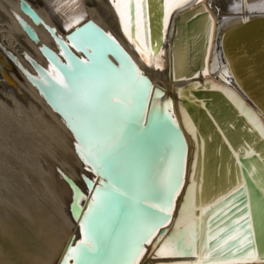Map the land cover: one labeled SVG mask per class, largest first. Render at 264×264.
<instances>
[{"label": "bare ground", "instance_id": "6f19581e", "mask_svg": "<svg viewBox=\"0 0 264 264\" xmlns=\"http://www.w3.org/2000/svg\"><path fill=\"white\" fill-rule=\"evenodd\" d=\"M21 1L22 0H0V12L9 20L3 31L6 32L12 40H15V38H17V41L20 40L19 43L23 39L22 42L24 45H22V43L21 45L24 47L26 46V49L23 48L22 51H26V56L34 62V65L37 64L43 68L45 62H47L51 66L50 61L53 59L59 61V64H67L69 62L63 55H61V45L57 43L51 35L49 29H54L55 35L62 38V40L66 39L68 43L63 40L64 44L69 46L68 48L70 51L78 59L81 61L88 60L89 58L83 51L70 47L72 42L69 40V36L77 26L90 22L100 28L107 37H111L112 40L115 41V44L119 45L124 52L131 57L132 61L138 67L139 72L143 73V75H145L150 81L153 90L157 89V93H160V95H157L156 93L153 99L151 115L152 121L155 124H166L167 122L162 121L166 120V116H163V118L160 117L161 114L163 115L162 111L166 110L168 113H172L174 118L177 120L179 129L181 133H183L185 139L187 140V137L191 138L193 142L192 163L189 169L188 165L186 166V173L182 178L183 186L179 189V195H177L174 199L175 207L172 211V220L166 226L159 229V231L152 237L151 243L144 244V252L143 255L139 257V264H197L199 258L196 256H159L157 254L164 242L167 241L171 235H173L177 220L180 218L179 214L186 211L188 190H194L193 204L195 205V208L193 209L192 219L194 221H198L195 224V227L197 228L198 233H200V229H203V233L200 234H205L209 230V223H207V219L215 216L216 213L222 212L223 214L229 210L230 205L233 203L232 200H227V204H225L222 200L229 195V190L234 192L235 186H237L240 182H243V180L241 178V181L239 182L235 175L233 181L230 182L229 165L225 164L223 176L216 185L214 178L217 176V171L212 176L209 171L211 180L208 178L209 181L207 182V187L204 193L205 197H202L203 199L198 200V203H196V190L201 191V171L203 166V158H201L198 167V150H200L201 155L203 154L202 156L204 157L206 143L202 137L200 145H198V128L191 115H188L186 112L181 100L188 97V100L184 102L187 104V107H192L193 111L196 110L204 113V116L201 117L205 119L204 125L206 124V128H208V121H210V119L207 112L201 110V108L204 107L203 102H196L194 98L189 96L190 92H185L184 87L189 83H193L187 88L190 89L191 93H194L191 89H196L198 87L209 88L222 92L224 94L223 97H225L227 102L232 103L238 114L244 116L248 127L260 133V128H264V71H262L264 66L258 68L256 66L261 65L258 64L259 58L257 56L259 54V49L264 50V36L260 40L258 37L255 44L248 45L246 43L247 41L244 40L245 37L243 36L247 35L248 31H251L254 27L244 28L241 30V33L237 31H239L238 28L240 23L252 18L264 16V0H187V2L174 0L171 6V11L167 0H163V20L167 19L168 24L166 30L163 26L164 41L158 49V52L161 53L158 55L153 53V49L151 48L149 42L146 46H141L143 55L141 54V51L137 50L139 42L134 44L125 33L120 14L117 12L115 7V0H24L40 17L41 23L38 24L35 23L28 15L22 13L20 9ZM85 1L88 3L87 11L84 6L86 5ZM203 11L206 12V16L201 19L195 32L190 35L191 40H189V43H187L188 41H186L185 37H183L180 33V30L176 31L174 40L175 31L173 22L176 16L187 12L188 14L182 18L183 21H186L190 17ZM238 12L243 13L240 16H236L238 15ZM20 19L24 20V22L36 32L39 38V43L31 41L22 30L19 23ZM77 20H79V23H76ZM170 21L172 22L171 25ZM209 23L213 26L211 44H209L208 39ZM69 25L71 27H68ZM74 25L76 26L75 28H73ZM53 39L58 47H55V49L58 50L54 49ZM97 40L99 41V38H97ZM219 43L223 48L224 55L222 54V48H220L221 50L218 48ZM259 43L261 46L257 45ZM21 45H19L20 48H22ZM249 47L252 48L251 51H249ZM2 48L8 58H10L9 55L13 56V54L9 52L11 48L10 50L8 46H2ZM44 48L54 54V57H50L42 51ZM108 51L114 52L120 62L123 60L120 53L113 47H110ZM198 52H200L199 55L197 54ZM241 55L246 58L239 59V56ZM111 58L118 62L115 57L112 56ZM149 61L151 63H149ZM157 64H159V67H157ZM263 64L264 61L262 65ZM125 65L127 66L126 61ZM252 65H254L255 68ZM114 68L118 69L116 67ZM24 69L25 70H20L26 73L27 70L25 67ZM33 69V72L37 73L39 82L44 86H48L44 82L45 75L43 76L35 66ZM43 69L47 73L49 72L45 68ZM205 72L207 75H205ZM13 80L15 82L13 84H18V89L22 95L20 97H23V101H29L30 103L28 102L29 106L26 104L28 107H25V104L23 102L20 103V100V102L17 101L14 96H7L8 100L11 101L9 105L0 102V151L5 150L8 153L13 152L21 161L27 163L26 165L32 167V172L41 175L49 172L50 168L48 166V159L53 160V170L56 176L53 183L58 184L63 189L64 204L62 212L67 224V229L61 240H53L48 234L45 242L47 248H44V253L41 255H36L26 250V248H22L20 244L21 247L16 249V252L13 251L14 256L11 257L9 252H5L3 244L0 242V264H57L69 237H72L73 245L82 239L80 222L76 221V219L73 218L72 213H70V205L76 194L74 193L73 188L57 172V169L59 168L63 174L72 179L74 184L79 187L81 184L78 185L79 181L77 180L74 168H76L78 172H83V170L88 169V167L85 165L80 153L77 151L76 144L78 143V140L72 129L69 127L68 122L63 115H61V113H59L57 109L49 103L48 99L42 93L38 85L35 83L38 89L36 90L33 83V85L30 86L28 83L21 84V81H18L20 83L19 84L15 79ZM202 84L204 85L201 86ZM246 86L249 87L246 88ZM19 94H17V96ZM211 94L219 93L213 92ZM161 95L164 97L160 98ZM165 99H168V101L162 103ZM237 100L239 103H237ZM169 102H171L170 107ZM196 106H199L200 108H196ZM245 109L247 111H245ZM249 111L255 116V121L249 120ZM225 122H227V120H225ZM257 123L259 127H257ZM214 128L217 130V127L214 126ZM206 135L208 136L206 139L208 140L209 145L211 144L209 139H211L213 131L208 130ZM262 137L264 138V136ZM160 144L161 143L159 142V145ZM240 148H242V146H239L235 152L230 147V153L237 156L241 150ZM243 150L246 156H249L254 152L253 146L246 147ZM15 151H19V153ZM172 153L173 151L170 154L171 156L166 159L167 162L164 167H162L164 170L161 174L168 168L172 159ZM62 154L69 160L68 163L65 161V157L61 158L63 156ZM150 156L151 154H149L147 148L145 155L146 162L150 168H154L156 170L161 157L159 159H153ZM1 164L2 163L0 162V165ZM70 165H72L73 168H69L68 166ZM87 171L84 170L85 174ZM89 172L91 173V171ZM92 173L91 176H94L95 185H100L101 177H98L95 172ZM196 173H198V177H196ZM89 175L90 174L88 173V176ZM85 176L87 177V175ZM91 176H89V178ZM79 188L84 196L87 197V193L84 188H81V186ZM40 197L41 196H39V198ZM217 198H220L221 203L215 205V212L211 215H208V213L200 210L201 205L207 206L210 202L215 201ZM34 199L35 196L29 197V200L33 201ZM0 200L2 199L0 198ZM89 200L90 199L86 198L84 201L83 199L78 201L80 206L85 204L83 212L88 207ZM33 204L35 205V203ZM21 208L22 211H24L25 207L22 203L20 204V210ZM197 208L200 211L199 217L195 216V210ZM53 210L54 209H52V211ZM29 213L27 212L26 214ZM27 217H29L30 221L31 217ZM242 217L243 216L240 215L235 221L241 220ZM162 230L167 231L166 235L163 236V239H160L156 244H154ZM217 230L218 229H216L213 233ZM8 231V224L0 219V241H4L1 240L3 239L2 234L7 233ZM225 259L239 260L243 258L237 256ZM225 259L217 257V261H220L221 264H223Z\"/></svg>", "mask_w": 264, "mask_h": 264}, {"label": "snow or ice", "instance_id": "6c2138e0", "mask_svg": "<svg viewBox=\"0 0 264 264\" xmlns=\"http://www.w3.org/2000/svg\"><path fill=\"white\" fill-rule=\"evenodd\" d=\"M149 2L150 0H115L124 31L134 44L139 42L137 50L142 55L141 46H146L153 37ZM167 2L171 11L174 0ZM152 11H155V6ZM156 19L159 20V17ZM167 24V19H164L165 30ZM212 27L209 23V44ZM51 31L55 32L54 29ZM69 40L72 42L70 47L87 52L89 59L80 61L71 56L69 46L58 39L61 55L69 62L60 65L54 59L50 61L51 70L46 75L59 87H54L46 79L44 82L48 84L50 98L77 136L76 148L85 165L101 179L100 186L93 187L94 182L90 183L87 177L84 178L94 195L80 223L82 239L68 248L62 264H69V261H74L75 264H139V257L144 252L143 245L151 243L159 229L171 222L174 199L183 186L185 142L180 139L176 144L171 162L162 174L150 168L145 158L152 122V117L145 122L150 82L126 54L127 66L124 60L119 69L108 63L105 55L111 45L107 40L112 38L106 37L94 25L83 30L77 29ZM152 43L153 53L161 54L158 52L159 42ZM112 44H115L114 40ZM42 51L54 57L47 49ZM170 105L171 102L169 107ZM168 116L178 135L179 125L172 113L169 112ZM249 120L255 121V116L250 111ZM260 134L264 136V128H260ZM241 158L242 152L234 156L238 165ZM249 172L255 174L251 168ZM245 187L240 182L235 186V192L239 193ZM73 191L76 193L73 204L75 210L78 207L76 202L87 197L75 186ZM193 194L194 190L189 189L186 211L179 214L175 231L160 247L157 253L159 256H197V264H221L217 261V256L223 254L225 257H235L239 254L243 259H225L223 264H264V257H258L255 249L250 219L245 218L242 224L237 220L232 229H228L225 224L218 227L215 233L211 231L212 224L209 223L207 233L200 234L203 229L198 233L195 227L198 221L192 219L195 208ZM229 195H233L232 190H229ZM223 202L227 204V200ZM220 203V198H217L207 206L201 205L200 210L211 215L215 212V205ZM73 214L77 213L74 211ZM163 235L166 234H162L161 239Z\"/></svg>", "mask_w": 264, "mask_h": 264}, {"label": "water", "instance_id": "95a60500", "mask_svg": "<svg viewBox=\"0 0 264 264\" xmlns=\"http://www.w3.org/2000/svg\"><path fill=\"white\" fill-rule=\"evenodd\" d=\"M163 5V0H150L149 2V12L152 13V19H153V37L152 41H158L159 42V47L163 43V17H164V12L162 9ZM153 6H155V11L153 12ZM20 9L22 13L28 15L35 23H41L40 17L35 13V11L24 1H21V6ZM30 10V11H29ZM34 13V15H33ZM243 12H238V15H242ZM188 14L186 13H181L180 15L176 16L173 25H174V40L176 36V31L180 30L181 34L183 37H185L187 43H189V40H191L190 35L193 34L198 27V23L201 21L203 17L206 16V12L203 11L201 13L196 14L195 16L190 17L186 21H183L182 18L185 17V15ZM190 16V15H189ZM159 17V20L156 18ZM260 21V22H259ZM262 21V22H261ZM83 22V21H82ZM20 26L22 30L26 33V35L31 39V41L35 43H39V38L36 32L24 22V20L20 19ZM253 23V24H252ZM81 24V23H80ZM172 22L170 21V25ZM250 24V25H249ZM252 24V25H251ZM79 25V24H78ZM89 25H94L91 24L90 22L84 23L80 26H73L75 30L71 33V35L75 34L77 32V29L83 30ZM95 26V25H94ZM247 27H254L251 31H248L247 35H244L243 37L246 43L248 45H253L255 42L259 39H261L264 36V16L261 17H256L249 19L245 22H242L239 24V28L237 32H242L244 28ZM96 29H98L101 33H104L100 28L95 26ZM52 29H49L51 35L54 37V39L57 41L58 39L60 40V37H57ZM70 35V36H71ZM69 36V37H70ZM106 36V35H105ZM257 36V37H256ZM107 37V36H106ZM162 37V38H161ZM259 37V38H258ZM258 38V39H257ZM221 39V38H220ZM264 39V38H263ZM152 41H149V44L151 48L153 49V43ZM107 43L111 45L114 49L117 50V52L120 53L121 57L123 58L124 61L127 62V59L125 58L124 54H126L127 58H130L132 64L135 65V63L132 61L131 57L124 52V50L118 45V48L116 47V44H112V40H107ZM115 45V46H114ZM191 45V44H190ZM257 45H260L257 44ZM261 46V45H260ZM257 47V46H256ZM219 50H221V44L219 43ZM45 49V48H44ZM159 49V48H158ZM122 50V52H121ZM252 48L249 47V51H251ZM69 53L71 56L77 58L68 48ZM85 55L89 58V55L87 52L83 51ZM200 52L197 54L199 55ZM222 54H223V48H222ZM224 55V54H223ZM115 57L118 62H116L113 58ZM259 58L258 64L261 67L264 66L262 65L264 61V50L259 49V54L257 56ZM246 58L245 56L241 55L239 56V59H244ZM78 59V58H77ZM105 59L108 61L109 64L116 68H120L121 62L120 60L115 56L114 52L112 51H107L105 55ZM80 60V59H78ZM81 61V60H80ZM244 61V60H242ZM241 62V61H239ZM63 65V64H60ZM38 71L44 76L46 80H48L54 87H59L58 85L55 84V82L51 79V77L47 76V72L38 66L37 64L34 65ZM254 68L255 66L252 65ZM136 69L138 67L135 65ZM139 70V69H138ZM264 71V69H262ZM258 74V72H257ZM262 74V73H259ZM145 76V75H144ZM146 77V76H145ZM148 80V79H147ZM149 81V80H148ZM36 85L41 89L42 93L45 95V97L48 99L49 103L53 105L55 109H57L56 104L54 103L53 99L50 98L49 94V88L48 86L42 85L40 82L34 80ZM150 82V81H149ZM193 83H189L186 85L185 92H190V95L192 98L195 99L196 102H203L204 107L201 108V110L206 111L210 121H208V128H206L205 119L202 118L204 116V113L201 111H193L192 107H187V104L184 103L187 98H184L181 100L183 106L185 107L186 112L188 115H191L193 118L194 123L196 124L198 128V136H197V141L198 145H200V141L203 137L206 143V149L204 153V157L201 155L200 150H198V167H199V162L200 159L203 158V166H202V184H201V191L196 190V203H198V200H202V197L204 196L206 187H207V182L211 180V176L217 173V176L214 178V181L217 185L219 182L220 178L223 176V170L225 167V164L229 165V181L232 182L233 178H235V175L238 179V181H241V178L243 180V184L246 186L243 191L236 193L235 191L233 192V195H227L222 201L224 200H232V204L230 205L229 210L226 212L227 215L225 216L224 213L219 212V215H215L209 219H207V223H211V231L214 232L218 227H222L225 224L227 225L228 229H232L233 226L236 223V219L242 215V219L239 220L240 223L242 224L244 219H250L252 222V239L254 241L255 249L257 251L258 257H264V203H262V197H264V138L261 136L258 131L253 130L248 127L247 123L245 122L244 116L238 114L235 106L232 103L227 102L225 99L224 94L218 90H212L209 88H202L198 87L196 89H187L190 85ZM48 85V84H47ZM202 84L201 86H203ZM150 93L148 95L147 101H146V106H145V122H148L149 117L152 115V104H153V99L155 94L158 92L157 89L153 90V87L150 83ZM252 86V85H251ZM249 86H246V88ZM189 90V91H188ZM219 93V94H211V93ZM164 96L161 95L160 98H163ZM165 101H168V99H165L162 101V103H165ZM193 101V102H195ZM199 106H196V108ZM200 108V107H199ZM59 113L62 114L61 111L57 109ZM163 115L161 114L160 117L163 118V116H166V120H162L167 122L166 124H155L153 121L151 122L149 126V131H150V136L149 140L147 141V148L149 151V154H151L150 157L153 159H159L160 157V162L157 164L156 171L157 172H162L164 169V165L166 164L168 157L171 156V152L174 151L176 144H178L179 140L182 139L184 143V153H183V177L186 173V166L188 165V169L190 168V165L192 163V156H193V142L191 138L187 137V140L185 139L183 133H181L180 129L178 128V135L175 130V125L171 123V118L168 116V111L163 110ZM197 114V115H196ZM202 116V117H201ZM63 117L66 119V117L63 115ZM201 117V118H200ZM204 119V120H202ZM227 120V122H225ZM67 121V120H66ZM176 123L177 120L175 119ZM217 127V130L216 128ZM72 129V128H71ZM208 130L213 131V135L211 136V139L209 141L211 144L208 145V140L206 137H208L206 134ZM73 131V130H72ZM74 132V131H73ZM75 134V133H74ZM223 134V135H222ZM76 136V134H75ZM77 138V136H76ZM151 138V139H150ZM223 140V141H222ZM158 141V143H157ZM159 142L161 143L159 145ZM250 143V145H249ZM188 144V147H187ZM77 145V144H76ZM231 145V148L236 152V149L239 146H243L240 148L241 150L239 151L238 155L243 154V158L240 159L239 165L237 164L236 160L234 159V155H232L231 149L229 147ZM252 147L253 146V153L249 156H246L244 154V150L246 147ZM209 153V155H208ZM228 161V162H226ZM226 162V163H225ZM242 165V167L240 166ZM253 169V173L249 172V169ZM210 171V173H209ZM57 172L63 177V179L73 188V186L76 187V189L80 192V188L74 184L72 179H70L68 176L63 174L60 169H57ZM99 177V176H98ZM182 177V178H183ZM196 177H198V173H196ZM85 176L83 177L84 180ZM209 178V180H208ZM88 181L94 182L93 187H99L100 185L97 184L95 185V180L92 181L87 177ZM183 180V179H182ZM97 181V180H96ZM85 183V180H84ZM86 184V183H85ZM89 187V184H86ZM76 194V193H75ZM90 195H94L93 191H90ZM84 201V199H83ZM91 201V198L89 200V203ZM180 202V201H179ZM78 203V201L76 202ZM88 203V205H89ZM73 204H74V199L70 205V211L72 213V216L76 221H79L80 223L83 221V213L88 211V207L85 209L83 212V206H80L78 204V207L74 210L73 209ZM74 211L77 213L74 215ZM199 209L197 208L195 210V216L199 217ZM249 213V214H247ZM209 215V214H208ZM207 215V216H208ZM170 220H172V215L170 217ZM219 222V223H217ZM166 230H162L159 233V236L157 237V240L155 241L154 244H156L160 239L162 234H166ZM164 236V235H163ZM146 244V243H145ZM70 246L73 245V240L72 237L70 236L65 248L60 256V258L57 261V264H62V260L64 256L67 253V250ZM144 248V245H143ZM215 255V253H214ZM239 256L237 254L235 257ZM197 257V256H196ZM217 257H222L223 259L225 258H230L232 256H227L225 257L223 254ZM199 258V257H198ZM69 264H74V262H70Z\"/></svg>", "mask_w": 264, "mask_h": 264}, {"label": "rangeland", "instance_id": "374dc122", "mask_svg": "<svg viewBox=\"0 0 264 264\" xmlns=\"http://www.w3.org/2000/svg\"><path fill=\"white\" fill-rule=\"evenodd\" d=\"M85 2H86L85 3L86 5L84 6L86 8L85 10L87 11L88 3L87 1ZM8 22L9 20L6 17H4L3 14H1L0 12V42H1V45H0V102H3L9 105L11 101L8 100L7 96H11V97L14 96V98L17 101L20 100L21 101V102L19 101L20 103L23 102L25 104V107H28L30 102L23 101L24 100L23 97H20L22 95H21L20 90L18 89V84L17 83L13 84L15 83L13 79L17 81V79L19 78L18 81H21L20 82L21 84L28 83L30 86L34 84L33 86L34 88H36V90L38 89H37V86L35 85L34 79L38 82L39 80H38L37 73L33 72L34 62H32V60H30V58L26 56L25 50H23L24 52L22 51V49L26 47V46L25 47L22 46L24 45V43L22 42L23 39L19 43L20 40L17 41V38H15V40H12L11 37H9L8 34L3 31ZM60 39L62 40V38ZM52 41L55 43L54 39ZM64 41H66V39ZM54 43H53L54 49L55 47L58 48L56 46L57 44L56 43L54 44ZM5 45L9 47V50L11 48L9 52L12 53L13 56L9 55L10 58H8L4 50H2L3 49L2 46L6 47ZM19 45H21L22 48H20ZM55 50H58V49H55ZM45 65L43 66V68L50 71L51 66L47 62H45ZM48 65L50 68L48 67ZM24 67L27 70L26 73L21 71V70H25ZM17 94L19 95L17 96ZM26 104H28V106H26ZM15 152L19 153V151H15ZM63 157L65 156L63 155L61 158ZM65 161L67 163L69 162L67 158ZM0 162L2 163L0 165V187H1L0 188V194H1L0 198L2 199L0 200L1 201L0 206H2L0 207V219L1 221L8 224V228H9V231L7 233L2 234L3 239L1 240H4V241H0V242L3 244L5 252H9V255L11 257L14 256L13 251L16 252V249H19L21 246L22 248H26V250L36 255L37 254L41 255L44 253L43 252L44 248L45 249L47 248L46 243H45L46 236L49 234L50 238H52L53 240L54 239L61 240L63 236L65 235V231L67 229L66 228L67 224L63 216V212H62L63 211L62 208L64 204L63 203L64 201L63 192H62L63 189L58 184L53 183L54 180L56 179V176L53 170L54 162L52 159H48V162H49L48 166L50 169L47 174H43V175L32 172L33 170L32 167L26 165L27 163L21 161L18 158V156L15 155L13 152L8 153L5 150L0 151ZM68 167L73 168L72 165ZM84 170L87 171L89 169H84ZM84 170L83 172L81 171L78 172L76 168H74V172L77 175V180L79 181L78 185L81 184L80 185L81 188H84L85 192L87 193V199H90L91 198L90 190L88 189L87 185L84 183L83 177L87 175V177L89 178V176H91L93 173L91 171L92 173L91 174L89 170L85 174ZM88 173L90 174L89 176H88ZM93 177L91 180H94ZM31 196H35V199L33 201L29 200V197ZM39 196L41 197L39 198ZM45 196L47 199L45 198ZM21 203L25 207L24 208L25 212L22 211V208L20 210ZM33 203H35V205ZM51 208L54 210L52 211ZM27 212L28 213L31 212V213L26 214ZM27 216L31 217L30 221H29V217Z\"/></svg>", "mask_w": 264, "mask_h": 264}]
</instances>
